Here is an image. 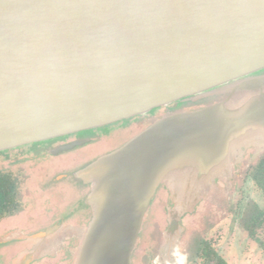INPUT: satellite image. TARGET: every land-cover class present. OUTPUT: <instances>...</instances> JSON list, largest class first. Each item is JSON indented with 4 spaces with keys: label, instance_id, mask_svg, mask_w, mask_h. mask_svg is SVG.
<instances>
[{
    "label": "water",
    "instance_id": "1",
    "mask_svg": "<svg viewBox=\"0 0 264 264\" xmlns=\"http://www.w3.org/2000/svg\"><path fill=\"white\" fill-rule=\"evenodd\" d=\"M172 105L79 174L94 219L73 264H131L162 184L191 211L221 192L232 156L264 147V0H0V152Z\"/></svg>",
    "mask_w": 264,
    "mask_h": 264
},
{
    "label": "flooded vegetation",
    "instance_id": "2",
    "mask_svg": "<svg viewBox=\"0 0 264 264\" xmlns=\"http://www.w3.org/2000/svg\"><path fill=\"white\" fill-rule=\"evenodd\" d=\"M173 107H163L155 115L149 113L95 128L99 139L85 140L87 143L69 151L59 152L79 141L80 133L45 141H53L48 149L28 144L0 152V240L10 233L8 230L27 235L28 240L43 238L49 227L70 224L71 216L80 217L79 210L89 213V219L81 223L88 225L94 215L87 203L94 180L79 174L97 162L108 161L123 147L118 144L103 148L108 146V140L101 137L99 130L128 121L126 128L119 130L129 135L122 143L125 145L150 128L152 120L166 117L167 110ZM87 149L94 151L90 155L82 153ZM217 186L224 192L223 198L207 199L182 214L181 205L171 200L170 183L162 184L152 201L158 207L150 205L131 264H264V147H247L245 153L235 158L234 172L217 180ZM69 188L88 194L85 206L81 204V209L70 211L69 215L61 214L55 200L65 205L69 200L73 202L66 195ZM64 195L65 198H58ZM171 205L174 212L182 210L180 218L173 216L178 222L174 234L170 232ZM8 222H12L11 226L2 231L1 227ZM20 240L0 245V264H13L24 250L15 245ZM73 259L72 253L65 250L36 264H72Z\"/></svg>",
    "mask_w": 264,
    "mask_h": 264
},
{
    "label": "rangeland",
    "instance_id": "3",
    "mask_svg": "<svg viewBox=\"0 0 264 264\" xmlns=\"http://www.w3.org/2000/svg\"><path fill=\"white\" fill-rule=\"evenodd\" d=\"M249 107V105H245V106H243L242 108H240V109H237V111H236V115H239V114H241L242 112H244L247 108ZM197 111V108H194V109H190V111ZM155 113H156V111H155ZM155 113H154V115H155ZM153 114V113H152ZM235 115V116H236ZM129 124V122L128 121H126V122H124V123H122V125H120V126H118V127H110V128H103V129H101V130H99L100 132H101V137H103V138H106V140H108V142H106V144H108V146H106V147H103V148H110V147H115V146H118V144L120 145L119 147H124L125 145H123L122 143H124L125 141H126V139H127V136H129V135H126V134H124V132H121V133H119V130H122V129H124V128H126V126ZM113 129H116V134H115V131L113 130ZM97 132L98 131H87V132H81L79 135H78V138H80V139H84V140H93V139H99L100 138V136H99V134H97ZM53 142V141H52ZM52 142H42L41 144L39 143V144H34V146H36L35 148H41V149H48V148H51V146H52ZM129 143V142H128ZM37 146H39V147H37ZM94 151V149L93 150H90V149H87V150H83V152L82 151H80V153L82 152V153H86V155H90L91 154V152H93ZM92 158L94 157V156H91ZM235 158L236 157H231V159H232V161H231V163H230V168H231V170H232V172L231 173H233L234 172V162H235ZM230 173V174H231ZM219 180V179H218ZM92 184V183H91ZM63 187H65V185H63L61 188H63ZM215 188V190H218L219 189V187L217 186V184H216V186H214ZM220 190V189H219ZM215 192V191H214ZM217 193L216 194H214L213 196H211L209 199H208V201H215V200H217V199H220V198H223L224 196H225V194H224V192H219L218 193V191H216ZM63 193L64 192H62V193H60V195L62 194L63 195ZM93 193V185H92V189H91V192L90 193H88V194H92ZM70 195L71 196V198L73 199V202H72V200H69V202H68V205H65V203H63V202H60V201H57V200H55V203L58 205V206H60V209L63 211L61 214H68L69 215V212L70 211H74V210H76V209H81L82 207H81V204L83 205V206H85V202L84 201H86V196L88 195V194H86V192H81L80 190H74V189H72V188H69L68 189V191H67V193H66V195ZM224 194V195H223ZM66 195H64V196H60V197H58V198H65L66 197ZM90 195H89V197L88 198H90ZM77 197V198H76ZM57 198V199H58ZM207 199H203V200H201V202H203V201H206ZM201 202H199V203H201ZM87 203H88V205L92 208V206L89 204V199L87 200ZM151 203H153V208L155 209V208H157L158 206H157V204L155 205L154 203H155V201L154 202H151ZM198 203V204H199ZM172 208V205L170 206V210H169V216H170V218H171V220H173V218L174 217H181L182 216V214H183V212L181 211V210H177V212L175 211H173L174 210V208L173 209H171ZM92 211H93V208H92ZM157 212V211H156ZM181 212H182V214H181ZM93 213H94V211H93ZM149 213H150V210H148V212L146 213V219H147V217L149 216ZM192 213V212H191ZM78 215L81 217H77V216H75V217H70V224H65V223H63V224H60L59 226H52V227H49L48 228V230H46V232H44V233H48V234H62V236L63 237H59V239H62V241H57V244H56V246H53L50 250H48L50 253H46V254H44V256L43 257H38L35 261L36 262H34L33 264H36V263H39L40 261H42L43 259H45V258H47V257H54V256H56L59 252H62V253H64V251L65 250H68L70 253H72V255H73V258H74V254H75V252H76V249H77V247L79 246L78 245V243H79V240H80V237H81V235H83V233H84V229L85 228H87L88 226H89V224L91 223V221L94 219V215H93V218H92V220L89 222V224L87 225V223L85 224V226H81L82 224L81 223H83V222H85L86 220H88L89 219V217H90V215H89V213L87 212V211H81V210H79L78 211ZM174 216V217H173ZM179 217V218H180ZM83 221V222H82ZM146 222V221H145ZM11 224H12V222H8V223H6L5 225L3 224V226L1 227V230L3 231V230H5V229H8L10 226H11ZM87 225V226H86ZM144 226H145V223H144ZM144 226H143V228H142V231H141V233L143 232V229H144ZM10 233H8V234H6L4 237H3V239H1L0 240V245H2L3 243H11L12 241H15L16 239H18V238H20L21 240L18 242L19 244H15V245H18V246H20V248H21V246H22V248L24 249V250H21L20 251V253L15 257V259L13 260V261H15L16 259V263L18 262V264H19V262H21V261H26L27 260V258H28V252H34V254H36L39 250L40 251H42V250H44V249H47L48 248V244H45L43 241H42V237H38V238H36V239H32V240H28L27 239V235L25 236L23 233H16L15 231H13V230H11V231H13V232H11L10 230H8ZM25 233V232H24ZM44 233H42V234H44ZM181 233H183V229H182V231H181ZM178 235H181V234H178ZM43 236V235H42ZM52 236H55V235H52ZM54 238L55 237H53V238H51L49 241L50 242H52L53 240H54ZM53 242H56L55 240L53 241ZM28 245V246H27ZM58 245H61V246H58ZM78 245V246H77ZM17 248V246H15V249ZM21 248V249H22ZM33 254V255H34ZM264 255V254H263ZM40 256V255H39ZM65 261H66V259H65ZM73 261H74V259H73ZM14 264V263H13ZM73 264V263H72Z\"/></svg>",
    "mask_w": 264,
    "mask_h": 264
}]
</instances>
